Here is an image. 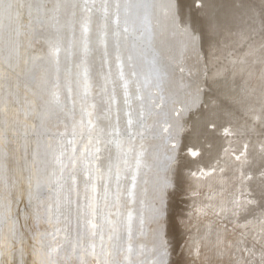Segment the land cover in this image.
<instances>
[{"label":"rangeland","instance_id":"rangeland-1","mask_svg":"<svg viewBox=\"0 0 264 264\" xmlns=\"http://www.w3.org/2000/svg\"><path fill=\"white\" fill-rule=\"evenodd\" d=\"M40 1L42 5V14L40 15L41 17L38 15V12H37L38 10L34 11L33 9L34 12L33 11L31 12L33 15L36 14L35 16L38 17V19L40 18L39 19L40 21L35 20L36 24L34 23V26H33L34 28L36 29L38 28L39 31L44 30L46 26H48L49 23H51V21L54 19V16H56L61 4L62 5L66 4L69 8H71V10L74 9L73 11L75 10L77 12L80 11L79 12V24L80 25H78L79 27L76 28L75 32L78 34L84 31V28H83L84 25L87 26L88 29L89 28L95 29L96 28L95 26H97V28L95 29L96 31L95 30L94 31L95 33L98 34L101 41L99 42L100 44L97 47L89 48V52L92 49L94 50V48H96L97 51L92 50L93 52L91 51V53L88 54L89 56L88 59L87 58H84V60L79 59V61L83 62L84 64H82L78 60H75L74 62H72L71 66L64 68V70L63 68L60 69V72L59 70H56L55 72L56 76H55V73L53 72V74H51L52 76L51 78V76L50 77L48 76V70L45 68L46 66L43 62L46 58H50L52 56L51 49L54 47L53 40L52 39L45 40L44 38L40 37L38 34H34L33 32L29 30L27 31L26 28L28 25L26 24L29 23L27 21V18L25 20L24 19L21 20V25H24V26H22L23 27L21 30L22 32L20 31L19 34L21 35L19 36L21 37L23 35L22 36V38H24L23 44H25V46L27 45L26 50L28 49L27 51L29 53L31 52L32 55L35 54L33 55V59L35 60V62L36 61L37 62L36 63L33 62V64L35 63L36 66L32 64L30 66V67L33 66L32 68L30 67L27 68L31 70L32 72L27 69L23 71L25 75H26L25 73L26 71L29 76L31 75V77L28 78L29 81L27 80L28 83L24 79H23L24 82L21 80V83L17 86L18 88L16 87L17 89L10 91L11 94L10 92L9 93L7 92L6 96L4 97L2 101V104L4 103L3 104L4 106L0 104V108H1L0 112L3 113L2 115H0V118L3 121H5L6 127L7 126L9 127V128H6V130L0 132V135H2L0 136V142H2V144H0V157H1L0 160L6 155L8 156L12 154L15 148L21 149V147L23 148L25 145H29V144L36 145V146L44 145L46 147V150H48V152L47 151L45 152V155H46L45 158L44 156L41 157L42 155L40 154L35 153L36 154L35 155L34 153H31L32 154V155L30 154L31 158L28 156L27 160H25L26 168L28 171H30L31 168L33 169L40 168L39 169L40 176L38 175V179H39L38 188L39 189L34 190V191L32 190L31 194L29 193L27 199L24 198L26 200L23 199L21 201L20 200L17 202L15 201V203H17L16 204L17 207H19L20 205V208L15 207V211H17L19 214L17 212H14V206H15L14 202L12 203L13 205L11 204L10 206H6L0 209L1 210L0 219H2L0 220V224H1L0 226L3 228L2 229L0 227V232H1L0 241L2 240L0 242V245H1L0 246V264H28V263L29 264H35V263L36 264H53V262H55V264H264V187H263L264 186V181H263L264 180V94H263L264 93V22H263L264 21V0H206V1L205 0H171V1L170 0H167V1L166 0H137V2H134L136 0H127L126 2L118 1V0H107V4L109 6L107 9V13H105L104 11L102 12V9L100 7L101 4L104 3V0H97V1L95 0V2L94 0H91V1L88 0L87 3L91 2L89 4V6L92 7V11L90 12L91 14L88 13V11L81 10L82 5L84 4L85 0H79L82 4L79 1L76 3L77 0H59V2L57 0H40ZM110 1H113V2H110ZM3 2H5V0H3ZM69 3L70 4L72 3V4L70 5ZM73 4H75L76 7H73L72 6ZM119 4H122V5H119ZM111 5L113 6V8ZM125 5L127 9L128 7H133V10H130L128 15L126 14L127 16L125 15L122 19L120 18L122 20L121 21L117 16H115V14L117 15L118 11H120L121 8H123ZM226 5L229 7H227ZM98 6L100 7V9ZM110 8H112V10ZM140 9L142 10L140 11ZM131 12H133L132 13L133 15L131 14ZM233 12L235 15L233 14ZM247 13L248 14L250 13V14L248 15ZM146 14L147 15L149 14L148 18L143 16ZM67 15L70 16L71 14H67ZM80 15H82V17ZM94 15H97L96 18L98 20L95 18ZM110 15L112 16L114 15L113 16L114 19H112ZM42 17H45V18H42ZM126 17L130 18L129 19L130 21L128 22L123 21L125 20ZM131 17L133 19H131ZM106 18H109L111 20H108V19L106 20ZM84 19L85 20L87 19L86 20L87 22ZM101 19L104 22L100 21ZM136 19H137V22H136ZM141 20H144V21H141ZM152 20H154V22ZM105 21L107 23H105ZM108 21L110 24L108 23ZM125 23L128 27L125 25ZM153 23H154V26H152ZM39 25L40 27L41 26L43 27H41L40 29ZM105 26H108V27L105 28ZM239 26H241V28ZM80 28L82 29L79 30ZM100 28H102V30H100ZM97 30H99L98 31L99 33L97 32ZM105 32H107V34ZM112 33L113 35L111 36ZM128 35H130V37ZM72 37L74 38V41H72L73 38L70 39L71 42L68 40L69 42L64 47H66L68 44H69L68 46H70L71 44L74 45L75 43H77V36L73 35ZM106 37L107 38L109 37L108 40ZM128 37H129V40H128ZM134 37L136 40L134 39ZM149 37L150 38L152 37V38L150 39ZM111 39H112V42H111ZM117 39L119 40L116 41ZM26 41L28 42V44ZM128 41L130 42V45ZM30 43H31L30 46L32 47L28 46ZM120 43H123V44H120ZM118 44H120L121 46ZM128 46L130 48H128ZM119 47L122 49H120ZM133 47L136 52L133 50ZM127 50L128 51L130 50V51L128 52ZM113 51L117 53L115 54L113 53ZM124 51L125 52L127 51L128 54H131V53L134 54V55L131 54L134 58V61L136 62L134 63L136 64L138 68H140L141 71L144 72V74H147L148 71L151 74L152 70L154 72L155 71L154 69L157 67L156 69L159 70V73L161 75L160 74L150 75L148 73L146 76L147 78H142L141 76L138 77L139 76L138 75L134 79L132 78L129 80L130 83H128L129 86L127 85L128 86L127 89L121 90L120 92L122 93H119V95L121 96L124 93L123 94V96H125L123 97L124 99L126 98L127 95L129 96V93H132L130 96H136L133 94V92L135 91V89H137L135 88L137 85L138 86L141 85L142 79L143 81H146L145 79H147L148 84L150 85L149 86L146 81L147 85L145 84L144 87L149 86L148 89L144 88V90L138 91L137 92L138 98L133 97L134 98L133 99L132 97H130L132 98V101L129 98L126 102L127 105L129 106L127 107L126 105L127 108H125L126 110L125 109L124 110L129 113L130 108H131L132 112L131 111L130 112L134 114L136 113V114L134 115L130 113V115L138 116L137 114H139V116L137 117V121L135 123H131L130 125H128L127 129L126 128L123 129L124 131L123 130L121 132L119 131V133H116V134L109 132L108 134V132H105V129H104L105 128L104 125L106 121L105 117H107V114L105 112L108 111V108L105 107V105H102L101 101L104 98H106L104 95L107 96L108 94L106 88H108V86L110 85L111 83L110 81H112V79L115 78V75L118 74L119 70L122 71V67H123L122 63H116V62L119 60H120L119 62L122 61L121 56ZM96 53L97 54L100 53V54L97 55ZM105 53L107 54V56L105 55ZM36 54H37V57L34 58ZM135 55H137L138 57ZM56 56H52L54 61L56 60L55 58ZM97 56L99 57V59L97 58ZM111 56L114 58H112ZM108 57H111L112 59L111 58L108 59ZM113 59L115 60V62H113L114 61ZM40 60H42V63ZM87 60L90 62L88 63ZM61 61H63V57L61 58ZM74 64H76V66H74ZM88 64L90 65L88 66ZM120 65L122 67H120ZM84 66L86 69L84 68ZM111 66L112 67L114 66V67L112 68ZM107 68L108 69L110 68V69L107 70ZM87 70L90 72H88ZM72 71L74 72L73 74L70 73ZM84 71H86V75L84 74ZM95 71H97L96 72L97 75ZM98 71L99 72L101 71L102 73L101 72L99 73ZM106 71L108 72V74ZM22 73L20 77L22 76ZM33 74H36V75H33ZM72 75L74 77H72ZM78 75L79 77H77ZM153 75L155 78L153 77ZM161 77L162 78L165 77V78L162 79ZM48 78H49V81L47 84L42 83V82H45L46 79ZM108 78H111V79H108ZM156 78H158L159 80L158 79L156 80ZM104 79H107V80H104ZM136 79L138 82L140 81V84H138ZM153 79H155L158 82L154 81ZM4 80L7 82L9 79L7 80L6 78ZM161 80H164V81H161ZM177 80L178 82H176ZM74 81L76 82L74 83ZM150 81H154V82L151 83ZM168 81L170 82L169 84H167ZM86 83H87V87H86ZM159 83L161 84L158 86ZM99 85L101 87H99ZM165 85L166 86L168 85V86L165 87ZM163 87H164V90L166 89L165 91H163ZM69 89H71V91H69ZM160 92H162L163 95ZM126 93L128 94L125 95ZM148 93L150 94L148 95ZM165 93H167L166 96H165ZM23 94H25L24 97H22ZM84 94L85 95L87 94V95L85 96ZM98 94L100 96L103 95V97H100ZM161 95L163 98L161 97ZM57 96L59 98L58 100L56 99ZM24 98H27V100ZM68 98L70 101L68 100ZM100 98H101V101H100ZM10 99L13 102V103L11 102V104L9 102ZM141 99H143L144 103L141 102L142 101ZM133 100L134 102L138 103V105H136L133 102ZM165 100H167V103H165L166 102ZM145 101L147 102V105ZM53 102H55L56 104H52ZM191 102L192 103L194 102V104H191ZM36 104L37 106H35ZM171 104L173 105L171 106ZM92 105H95L94 109L92 108ZM137 106H140V107H137ZM39 107L41 108L45 107L44 108L45 110L44 109L41 110ZM99 108L101 109L99 110ZM5 109H7L8 111ZM30 109H31V112H30ZM37 109L39 110V112L37 111ZM48 109L52 111L48 112L49 111ZM160 110H161V113H160ZM88 111L93 112V116L91 119L93 121L94 126L91 128L88 126V120H89V117L87 116ZM140 111H141L142 116L140 115ZM19 112L22 114H20ZM13 113H15L16 115L18 114V115L16 116ZM24 113L26 114L23 115ZM50 113L52 117L50 116ZM5 114L6 116H4ZM166 117L169 118L170 122L168 118ZM159 118H163L164 120L159 121V120H162ZM205 118L207 119L205 120ZM16 120L18 122L20 120L21 121L18 123ZM143 120L144 122H142ZM242 120H243V123H242ZM9 121L10 122L12 121V122L10 123ZM43 121L45 122V124L40 123ZM82 121L83 123H81ZM143 123L148 127H145ZM138 125H140L141 127ZM151 126H152V129H151ZM173 126H176V127L174 128ZM28 127H31V128H28ZM18 128H21V129H18ZM145 129L148 131H152L153 133L149 132V134L147 135L148 131L146 132ZM44 130L45 132H43ZM156 130H159L160 132H157ZM16 131L19 133H17ZM137 132L139 135H141L140 137L138 136ZM51 133L54 138L52 137ZM104 133H106L105 134L106 137H104ZM122 133H124L125 135L124 134H123L124 136L121 135ZM12 136H15V137H12ZM6 137L7 138L9 137V138L7 139ZM13 139H17V141L15 140L16 141L15 142L13 141ZM41 139H42V143H41ZM98 140H99V143H97ZM68 141H72V144L69 145L67 143ZM115 143H117V145ZM4 144H6V146ZM61 145H63L65 148L69 150L65 152L63 156H60V153H59V151H63V149L61 148ZM110 145L111 147L115 146V149L117 148L116 154H115L116 157H114V160H113L114 164H116L117 162V165L114 166V164L111 163L105 169V165H101V164L99 165V163L98 164L96 163V160H98L97 155H99L98 157L100 158V156H102V153L104 154L107 151V149L111 148ZM12 146L13 148H11ZM72 147H75L74 154L71 153ZM149 147L151 150L149 149ZM97 148H102V149H99L100 150L99 154L98 152H96ZM104 148H105V151H104ZM119 149L122 153L119 152ZM91 151L93 152V154ZM153 152H155L156 155ZM157 152L159 153V155ZM171 155L172 156L174 155V156L172 157ZM70 156H71V159H70ZM58 157L60 158L62 157V159L59 158L60 162L62 161V164L54 161V160H57ZM116 158H118V160ZM73 159L76 160L74 172H73V164H72ZM35 161L37 162L35 163ZM48 161L50 163H48ZM84 162H88L87 168H85ZM30 163L32 166L30 165ZM111 165L113 166L111 167ZM160 165L162 167H160ZM142 166H146L147 169ZM93 167L95 169L99 168L100 172L97 173ZM44 168L46 169L45 171H44ZM52 168H53V171H52ZM61 168H63V172H61ZM103 170L105 171L107 170V171L105 172ZM114 170H116V173ZM131 170L133 172L134 170L136 171L134 172V175L131 174ZM78 171L80 172L88 171V173L91 174L90 176L98 177L97 180H95V192L94 193L91 189V184H89V188L87 190L85 188V185H83L85 184V182H78L76 179V183L73 184L71 176L73 174L79 175L80 172L78 173ZM111 171L113 173H111ZM140 172L141 173L143 172V173L141 174ZM49 173L50 174L52 173V175L54 176L50 175ZM117 173H119L120 176L117 175ZM109 174L110 175L113 174L114 177L118 179L117 180L118 184L115 188L116 192L114 191V195L112 198H109V196L105 195V185H107V189L109 187V181H108ZM78 175L76 177H78ZM125 175L128 177H126ZM132 175H133V178H131ZM0 176L2 177V173H0ZM129 176H130V179H129ZM123 177L124 179H122ZM10 179L12 182L16 183V179L14 178V176H11ZM103 179L106 181H104ZM136 179H138L139 181ZM52 180H53V183H52ZM57 180L59 181L60 186L58 183H56ZM63 180H65V182ZM131 180H133L132 181L133 184ZM69 181L70 183L72 182V186L69 187L70 191L69 189L65 190L64 188L65 185ZM120 182L122 183V185H120L121 184ZM64 183L65 185H63ZM0 185H1L0 186L1 187L0 188V201H2L3 199H5V197L7 198V193H9L7 191L14 189L15 186L11 183H6V181L1 182ZM11 185L13 186L11 187ZM24 185H23L24 186L23 188H25V190H28L30 187L29 186L30 184L26 183ZM46 187L47 189H45ZM61 188H63L64 190ZM54 189L55 191L53 192L55 193L53 194L51 190H54ZM60 189L62 192L60 191ZM56 192H57V196H56ZM58 192H61V194H59ZM71 193L74 195L73 196L74 198L72 197ZM65 194H69V196L72 197L75 202L74 208H73L75 218L73 222H71L72 225L71 223L66 225V223L63 221V219L60 216L59 218H57L58 210L56 209V207L58 208L61 205ZM96 195H98L99 197ZM78 197L79 199H77ZM30 199L32 201H30ZM90 203L95 209L94 212L91 211L90 209L88 210L85 209V205H88ZM235 204L237 205L234 206ZM19 209L20 211H18ZM52 209L56 212V214ZM7 211H9L10 213ZM78 211L80 212V214ZM95 213L97 215H95ZM10 216L14 220H12ZM52 216H53V219H52ZM9 217L10 219H8ZM5 219H7L8 221ZM16 219L17 221H15ZM106 220L108 222H106ZM83 221L85 222L84 227L85 228L87 227L86 229L81 225V223L83 224ZM15 224L17 226H15ZM77 224L78 225L80 224V225L78 226ZM90 224H92L93 226H91ZM70 225L72 227H70ZM18 227H21V228H18ZM28 228L30 229V231L28 230ZM101 228L103 229V231L101 230ZM9 229L12 232L8 231ZM89 229H90V234L88 233ZM5 231H7L10 234L4 233ZM131 232L133 234H131ZM12 235L14 236L12 237ZM111 235L113 237H111ZM10 236L11 238H9ZM120 236L122 237V240H120L121 238ZM4 237L8 240H5ZM66 238L68 239L65 241L64 239ZM11 239H14V240L11 241ZM102 239L104 240V243L106 241L105 244L103 243ZM5 241H9V243L11 242L13 243H11L10 245L8 242L5 243ZM20 242L23 245V247L21 244H19ZM90 242H92L93 247H92V244H89ZM116 242L119 243V245L116 244ZM82 243L84 246H82ZM65 244H67L66 245L67 247L65 246ZM77 246H79L81 250L84 249L85 252L83 250L84 252L83 253L80 250V248ZM32 247H34L35 249L34 248L32 249ZM16 248H17V251H16ZM76 248H77V251H76ZM96 248L97 250H95ZM99 248H100V251H99ZM39 249L42 251L40 252ZM53 249H55L56 252L53 251ZM68 249H70L71 251L73 250V251L70 252V250ZM23 250L25 253L23 252ZM36 251L37 253H34ZM31 254H32V257L30 256ZM25 255L26 257H23ZM40 255H43V256H40ZM21 256L22 258H20Z\"/></svg>","mask_w":264,"mask_h":264},{"label":"bare ground","instance_id":"bare-ground-1","mask_svg":"<svg viewBox=\"0 0 264 264\" xmlns=\"http://www.w3.org/2000/svg\"><path fill=\"white\" fill-rule=\"evenodd\" d=\"M58 2H59V0H57ZM79 0H77L76 1V3L78 2ZM88 1V0H87ZM91 1V0H90ZM97 1V0H96ZM118 1H127V0H118ZM167 1V0H166ZM171 1V0H170ZM206 1V0H205ZM41 1L40 0H5V2H3V4H0V104L1 105H3L2 104V101H3V99H4V97L6 96V94H7V92L9 93L10 91H13L14 89H17L18 87V85L21 83V80L24 82V80L25 81H27L28 80V78L29 77H31V75L29 76L28 74H27V71L25 72L26 73V75L24 74V70L25 69H27L28 67H30L32 64H33V62H35V60L33 59V55H35V54H33L32 55V53L30 54L27 50H26V46H25V44H23V39L24 38H22V36L20 37L19 35H21V34H19L20 33V31L22 30V26H24V25H21V20L22 19H26L27 18V21L29 22V23H27L26 25H28L27 26V31L29 30V31H31V32H33L34 34H38L40 37H42V38H44L45 40H48V39H52L53 40V43H54V47H58L59 48V52H58V54H57V56L55 57L56 58V60L54 61V59H53V55L50 57V58H46L45 60H44V64H45V68L48 70V76L50 77L51 76V74H53V72L55 73L56 72V70H59V72H60V69L61 68H63V70H64V68H67V67H69V66H71V64H72V62H74L75 60H78L79 61V59L80 60H84V58H87L88 59V54H90L91 53V51L93 50H91L90 52H89V48L90 47H97L100 43V37L98 36V34L97 33H95V29L97 28V26H95L94 28L95 29H93V28H89L88 29V31H87V33H85L84 31H82V32H80V33H76L75 31H76V28H78L79 26L78 25H80L79 24V12L80 11H73L74 9H72L71 10V8H69L66 4H61V6L59 7V9H58V12H57V14H56V16H54V19L51 21V23H49V25L48 26H46V28L44 29V30H42V31H39L38 30V28L36 29V28H34L33 26H34V23L36 24V22H35V20H39L38 19V17H36L35 15L36 14H32L31 12L33 11V9H34V11L36 10H38L37 12H38V15L40 16L41 14H42V7H37V5H41V3H40ZM62 2H64V1H62ZM73 2H75V1H73ZM80 2V1H79ZM94 2H95V0H94ZM101 2H103V1H101ZM110 2H113V1H110ZM134 2H137V0L136 1H134ZM239 2V1H238ZM9 3H12V7H7V5L9 4ZM61 3V2H60ZM59 3V4H60ZM81 3V2H80ZM91 3V2H90ZM90 3H88V4H90ZM93 3V2H92ZM98 3V2H97ZM128 3V2H127ZM131 3V2H130ZM70 4V3H69ZM72 4V3H71ZM70 4V5H71ZM82 4V3H81ZM100 4V3H99ZM114 4V3H113ZM141 4V3H140ZM148 4V3H147ZM150 4V3H149ZM153 4V3H152ZM228 4V3H227ZM18 5H24L23 7H20V6H18ZM28 5H31V7H29ZM117 5V4H116ZM115 5V6H116ZM119 5H122V4H119ZM123 5H124V3H123ZM129 5V4H128ZM244 5V4H243ZM257 5V4H256ZM112 6V5H111ZM134 6V5H133ZM141 6V5H140ZM140 6H138V7H140ZM145 6H147V5H145ZM170 6V5H169ZM227 6V5H226ZM99 7V6H98ZM109 7V6H108ZM117 7V6H116ZM119 7V6H118ZM143 7H144V5H143ZM227 7H229V6H227ZM78 8V7H77ZM76 8V9H77ZM92 8V7H91ZM112 8H113V6H112ZM112 8H110L111 10H112ZM135 8H136V6H135ZM154 8V7H153ZM170 8V7H169ZM202 8V7H201ZM240 8V7H239ZM252 8V7H251ZM44 9V8H43ZM99 9H100V7H99ZM117 9H119V8H117ZM116 9V10H117ZM143 9V8H142ZM142 9H140V11L142 10ZM254 9V8H253ZM256 9V8H255ZM263 9V8H262ZM46 10V9H45ZM80 10V9H79ZM82 10V9H81ZM94 10V9H93ZM97 10V9H96ZM114 10V9H113ZM130 10H133V7H128V9L126 8V5L123 7V8H121V10L120 11H118V13H117V15L115 14V16H117L119 19L121 18H123L126 14L128 15V13L130 12ZM150 10V9H149ZM153 10V9H152ZM186 10V9H185ZM231 10V9H230ZM33 11V12H34ZM71 11V12H70ZM72 11H73V13H72ZM110 11V10H109ZM257 11V10H256ZM46 12V11H45ZM82 12V11H81ZM85 12V11H84ZM96 12V11H95ZM102 12H103V10H102ZM135 12V11H134ZM147 12V11H146ZM228 12V11H227ZM231 12V11H230ZM238 12V11H237ZM254 12V11H253ZM262 12V11H261ZM56 13V12H55ZM88 13H90V12H88ZM93 13V12H92ZM99 13V12H98ZM97 13V14H98ZM100 13H101V11H100ZM109 13V12H108ZM112 13V12H111ZM110 13V14H111ZM116 13V12H115ZM133 12H131V14H132ZM136 13V12H135ZM149 13V12H148ZM173 13V12H172ZM242 13V12H241ZM246 13V12H245ZM54 14V13H53ZM52 14V15H53ZM67 14H71L70 16H68ZM85 14V13H84ZM91 14V13H90ZM95 14V13H94ZM159 14V13H158ZM233 14H234V12H233ZM243 14V13H242ZM248 14V13H247ZM250 14V13H249ZM248 14V15H249ZM45 15H46V13H45ZM49 15V14H48ZM100 15V14H99ZM98 15V16H99ZM126 15V16H127ZM133 15V14H132ZM138 15V14H137ZM147 15V14H146ZM146 15H143V16H145V17H147L148 18V16H149V14L146 16ZM235 15V14H234ZM237 15V14H236ZM81 17H82V15H80ZM95 16V18H96V16L97 15H94ZM105 16V15H104ZM111 17H112V19H114L113 18V16L112 15H110ZM130 16V15H129ZM136 16V15H135ZM140 16V15H139ZM142 16V17H143ZM230 16H232V15H230ZM241 16V15H240ZM239 16V17H240ZM41 17V16H40ZM51 17V16H50ZM83 17H84V15H83ZM109 17V16H108ZM117 17H116V19H117ZM133 17V16H132ZM131 17V19H133ZM229 17V16H228ZM251 17V16H250ZM263 17V16H262ZM42 18H45V17H42ZM41 18V19H42ZM47 18V17H46ZM68 18V19H67ZM88 18V17H87ZM154 18V17H153ZM257 18V17H256ZM97 19V18H96ZM105 19V18H104ZM103 19V20H104ZM111 20V19H109V18H106V20ZM120 19V20H121ZM130 18H128V17H126L125 18V20H123V21H126V22H128V21H130L129 20ZM150 19V18H149ZM164 19V18H163ZM48 20H49V18H48ZM85 20V19H84ZM83 20V21H84ZM87 20V19H86ZM85 20V21H86ZM93 20V19H92ZM98 20V19H97ZM145 20H147V19H145ZM171 20H172V18H171ZM219 20V19H218ZM237 20V19H236ZM240 20V19H239ZM40 21V20H39ZM81 21H82V19H81ZM89 21V20H88ZM100 21H102V19L100 20ZM113 21V20H112ZM115 21H117V20H115ZM122 21V20H121ZM141 21H144V20H141ZM153 22H154V20H152ZM48 22V21H47ZM87 22V21H86ZM90 22V21H89ZM94 22H96V21H94ZM102 22H104V21H102ZM101 22V23H102ZM120 22V21H119ZM118 22V23H119ZM132 22V21H131ZM136 22H137V19H136ZM147 22V21H146ZM170 22V21H169ZM264 22V21H263ZM46 23V22H45ZM92 23V22H91ZM90 23V24H91ZM98 23V22H97ZM96 23V24H97ZM100 23V22H99ZM105 23H107L106 21H105ZM108 23H109V21H108ZM114 23V22H113ZM122 23V22H121ZM133 23H134V21H133ZM151 23V22H150ZM214 23V22H213ZM236 23V22H235ZM238 23V22H237ZM250 23V22H249ZM254 23V22H253ZM22 24H24V23H22ZM83 24V23H82ZM87 24V23H86ZM95 24V23H94ZM110 24V23H109ZM123 24V23H122ZM131 24V23H130ZM139 24V23H138ZM142 24V23H141ZM233 24H234V22H233ZM32 25V26H31ZM92 25V24H91ZM118 25V24H117ZM116 25V26H117ZM125 25H126V23H125ZM188 25V24H187ZM242 25V24H241ZM247 25V24H246ZM249 25V24H248ZM99 26V25H98ZM101 26V25H100ZM109 26V25H108ZM108 26H105V28L106 27H108ZM113 26V25H112ZM127 26V25H126ZM151 26V25H150ZM152 26H154V23L152 24ZM226 26V25H225ZM256 26V25H255ZM39 27H40V25H39ZM41 27H43V26H41ZM41 27H40V29H41ZM81 27H82V25H81ZM85 27V25L83 26V28ZM125 27V26H124ZM128 27V26H127ZM126 27V28H127ZM141 27V26H140ZM146 27V26H145ZM167 27V26H166ZM169 27V26H168ZM173 27V26H172ZM189 27V26H188ZM191 27V26H190ZM228 27V26H227ZM240 28H241V26H239ZM25 28V27H24ZM104 28V27H103ZM122 28V27H121ZM132 28H133V26H132ZM149 28V27H148ZM82 28H80L79 30H81ZM99 29V28H98ZM109 29V28H108ZM113 29V28H112ZM123 29V28H122ZM139 29V28H138ZM147 29V28H146ZM167 29V28H166ZM178 29V28H177ZM226 29H228V28H226ZM236 29V28H235ZM244 29V28H243ZM95 30V31H94ZM100 30H102V28H100ZM104 30V29H103ZM107 30V29H106ZM110 30V29H109ZM126 30V29H125ZM124 30V31H125ZM133 30V29H132ZM131 30V31H132ZM142 30V29H141ZM153 30H154V28H153ZM179 30V29H178ZM247 30V29H246ZM24 31V30H23ZM99 30H97V32H98ZM120 31V30H119ZM136 31V30H135ZM139 31V30H138ZM137 31V32H138ZM156 31V30H155ZM155 31H154V33H155ZM190 31V30H189ZM188 31V32H189ZM218 31H220V30H218ZM233 31V30H232ZM22 32V31H21ZM30 32V33H31ZM104 32V31H103ZM111 32V31H110ZM175 32V31H174ZM181 32V31H180ZM224 32V31H223ZM223 32H222V34H223ZM237 32H239V31H237ZM261 32H262V30H261ZM23 33H25V32H23ZM99 33V32H98ZM106 34H107V32H105ZM131 33V32H130ZM133 33V32H132ZM139 33V32H138ZM140 33H141V31H140ZM146 33H148V32H146ZM179 33V32H178ZM246 33V32H245ZM254 33V32H253ZM32 34V33H31ZM30 34V35H31ZM105 34V35H106ZM121 34V33H120ZM134 34V33H133ZM132 34V35H133ZM143 34V33H142ZM256 34V33H255ZM73 35H76L77 36V43H75L74 45L73 44H71L70 46H66V47H64L69 41L71 42V40L70 39H72L73 37ZM104 35V34H103ZM109 35V34H108ZM113 35V33L111 34V36ZM118 35V34H117ZM122 35V34H121ZM138 35H140V34H138ZM261 35V34H260ZM259 35V36H260ZM102 36V35H101ZM110 36V35H109ZM116 36V35H115ZM125 36H126V34H125ZM129 37H130V35H128ZM134 36V35H133ZM143 36V35H142ZM155 36V35H154ZM224 36V35H223ZM234 36H235V34H234ZM247 36V35H246ZM27 37V36H26ZM71 37V38H70ZM104 37V36H103ZM129 37H128V40H129ZM136 37V36H135ZM135 37H134V39H135ZM197 37V36H196ZM212 37V36H211ZM22 38V39H21ZM31 38V37H30ZM35 38V37H34ZM105 38V37H104ZM107 38V37H106ZM109 38V37H108ZM108 38H107V40H108ZM115 38V37H114ZM148 38V37H147ZM150 38V37H149ZM152 38V37H151ZM150 38V39H151ZM154 38V37H153ZM248 38V37H247ZM37 39V38H36ZM56 39V40H55ZM76 39V38H75ZM120 39H122V38H120ZM126 39V38H125ZM125 39H124V41H125ZM133 39V38H132ZM145 39V38H144ZM150 39H148V40H150ZM157 39H159V38H157ZM224 39V38H223ZM226 39V38H225ZM30 40H32V39H30ZM30 40H29V42H30ZM69 40V41H68ZM119 39H117L116 41H118ZM131 40V39H130ZM136 40V39H135ZM142 40V39H141ZM238 40V39H237ZM72 41H74V38H73V40ZM115 41V40H114ZM139 41V40H138ZM177 41V40H176ZM185 41V40H184ZM250 41V40H249ZM255 41H257V40H255ZM27 42V41H26ZM105 42V41H104ZM111 42H112V39H111ZM121 42V41H120ZM126 42H127V40H126ZM132 42H134V41H132ZM143 42V41H142ZM141 42V43H142ZM154 42V41H153ZM152 42V43H153ZM186 42V41H185ZM223 42V41H222ZM248 42V41H247ZM259 42V41H258ZM24 43H25V41H24ZM118 43V42H117ZM125 43V42H124ZM128 43H129V45H130V42L128 41ZM136 43V42H135ZM150 43V42H149ZM165 43V42H164ZM246 43V42H245ZM244 43V44H245ZM27 44H28V42H27ZM120 44H123V43H120ZM120 44H118V45H120ZM137 44V43H136ZM156 44V43H155ZM167 44V43H166ZM248 44V43H247ZM31 45V43L28 45V46H30ZM117 45V46H118ZM126 45H127V43H126ZM134 45V44H133ZM138 45V44H137ZM252 45V44H251ZM111 46H112V44H111ZM121 46V45H120ZM147 46V45H146ZM230 46V45H229ZM248 46H250V45H248ZM256 46V45H255ZM30 47H32V46H30ZM116 47V46H115ZM126 47V46H125ZM137 47V46H136ZM141 47V46H140ZM144 47H145V45H144ZM163 47V46H162ZM161 47V48H162ZM120 48V47H119ZM128 48H130L129 46H128ZM132 48V47H131ZM147 48V47H146ZM186 48V47H185ZM249 48V47H248ZM256 48V47H255ZM263 48V47H262ZM30 49V48H29ZM109 49V48H108ZM115 49V48H114ZM120 49H122V48H120ZM94 50H96L97 51V49L96 48H94ZM93 50V51H94ZM133 50H134V47H133ZM92 51V52H93ZM107 51V50H106ZM110 51V50H109ZM118 51V50H117ZM120 51V50H119ZM128 51V50H127ZM123 52L122 53V56H121V59H122V61L121 62H119V61H117L116 63H122V65H123V67L120 65V67H122V71L121 70H119L118 71V74L117 75H115V78L114 79H112V81H110L111 83H110V85L108 86V88H106L107 89V96L106 95H104L106 98H104L102 101H101V98H100V101H101V103H102V105H105V107H107L108 108V111L107 112H105L106 114H107V117H105L106 119V121H105V125H104V129H105V132H108V134H109V132H111V133H119V131L121 132L123 129H127L128 128V125H130L129 124V120H131V123H135L136 121H137V117L139 116V114H137L138 116H134L135 114L134 113H131L132 111H131V108H130V111H129V113L128 112H126L125 110V108H127L129 105H127V100L130 98V97H137L138 95H137V92L138 91H142V90H144V88H147L148 89V87L150 86L149 84H148V81H147V79H145L146 81H147V84L149 85L148 87H144V85L146 84V81H143V79L141 80L142 82H141V85L140 86H136L135 87V85H134V87L135 88H137V89H135V91L133 92V94L134 95H136V96H130L132 93H129V96L127 95V94H125V95H127L126 96V98L124 99L123 97H125V96H123V94H122V96L121 95H119V93H122V92H120L121 90H124V89H127V87L129 86L128 85V83H130L129 82V80L130 79H134L135 77H137L138 75V77H142V78H147L146 76H147V74L149 73V71H148V73L147 74H144V72L143 71H141L140 70V68H138L137 66H136V62L134 61V58H133V56L131 55V54H133V53H131V54H128V52L130 51H128V52ZM135 51V50H134ZM140 51V50H139ZM154 51V50H153ZM131 52H133V51H131ZM136 52V51H135ZM149 52H150V50H149ZM157 52V51H156ZM170 52V51H169ZM102 53V52H101ZM107 53V52H106ZM105 53V55L107 56V54ZM112 53V52H111ZM113 53H115L114 51H113ZM117 53V52H116ZM115 53V54H116ZM119 53H121V52H119ZM118 53V54H119ZM138 53V52H137ZM141 53H143V52H141ZM246 53V52H245ZM250 53V52H249ZM256 53V52H255ZM97 54V53H96ZM100 54V53H99ZM99 54H97V55H99ZM108 54H109V52H108ZM118 54H117V56H118ZM139 54V53H138ZM137 54V55H138ZM153 54H154V52H153ZM156 54V53H155ZM163 54V53H162ZM168 54V53H167ZM104 55V56H105ZM113 55V54H112ZM134 55V54H133ZM137 55H135V56H137ZM158 55V54H157ZM166 55V54H165ZM198 55H200V54H198ZM207 55V54H206ZM263 55V54H262ZM110 56V55H109ZM114 56V55H113ZM187 56V55H186ZM202 56V55H201ZM248 56V55H247ZM35 57H37V54H36V56H34V58ZM63 57V61H61V58ZM93 57V56H92ZM94 57H95V55H94ZM112 57V56H111ZM111 57H108V59L109 58H111ZM138 57V56H137ZM139 57H141V56H139ZM204 57V56H203ZM91 58V57H90ZM97 58L99 59V57L97 56ZM102 58V57H101ZM100 58V59H101ZM112 58H114V57H112ZM111 58V59H112ZM119 58V57H118ZM41 59V58H40ZM94 59V58H93ZM98 59H96V60H98ZM105 59V58H104ZM138 59V58H137ZM146 59V58H145ZM149 59H151V58H149ZM155 59V58H154ZM176 59H178V58H176ZM34 60V61H33ZM92 60V59H91ZM107 60V59H106ZM114 60V59H113ZM112 60V61H113ZM147 60V59H146ZM156 60V59H155ZM162 60V59H161ZM246 60V59H245ZM41 61V63H42V60H40ZM105 61V60H104ZM110 61V60H109ZM141 61V60H140ZM144 61V60H143ZM37 62V61H36ZM35 62V63H36ZM79 62H81V61H79ZM85 62V61H84ZM87 62L89 63L90 61H88L87 60ZM97 62V61H96ZM103 62V61H102ZM107 62V61H106ZM113 62H115V60L113 61ZM135 62V63H134ZM137 62H138V60H137ZM173 62V61H172ZM261 62V61H260ZM35 63L33 64V65H35ZM39 63V62H38ZM78 63V62H77ZM82 64H84L83 62H81ZM92 63H94V62H92ZM101 63V62H100ZM109 63V62H108ZM140 63V62H139ZM138 63V64H139ZM147 63V62H146ZM148 63H149V61H148ZM152 63V62H151ZM91 64V63H90ZM90 64H88V66L90 65ZM102 64H104V63H102ZM112 64V63H111ZM156 64V63H155ZM161 64V63H160ZM159 64V65H160ZM173 64V63H172ZM80 65V64H79ZM98 65V64H97ZM105 65H107V64H105ZM105 65H103V66H105ZM116 65V64H115ZM145 65V64H144ZM152 65H154V64H152ZM196 65V64H195ZM203 65V64H202ZM245 65V64H244ZM36 66V65H35ZM34 66V67H35ZM74 66H76V64H74ZM81 66V65H80ZM93 66V65H92ZM102 66V67H103ZM110 66V65H109ZM108 66V67H109ZM139 66H141V65H139ZM142 66H143V64H142ZM146 66V65H145ZM150 66H151V64H150ZM156 66V65H155ZM161 66V65H160ZM185 66V65H184ZM228 66V65H227ZM256 66V65H255ZM33 67V66H32ZM32 67H30V68H32ZM37 67H38V65H37ZM98 67V66H97ZM107 67V66H106ZM112 67V66H111ZM114 67V66H113ZM112 67V68H113ZM116 67V66H115ZM117 67H119V66H117ZM84 68H85V66H84ZM94 68H96V67H94ZM111 68V69H112ZM142 68V67H141ZM153 68V67H152ZM157 68V67H156ZM154 69L155 71L153 72V70H152V72H151V74L150 75H152V74H160L159 73V70H157V69ZM163 68V67H162ZM161 68V69H162ZM196 68V67H195ZM75 69V68H74ZM73 69V70H74ZM86 69V68H85ZM88 69V68H87ZM102 69V68H101ZM110 69V68H109ZM108 68H107V70H109ZM121 69V68H120ZM164 69V68H163ZM172 69H173V67H172ZM230 69V68H229ZM252 69V68H251ZM254 69V68H253ZM27 70H29V69H27ZM33 70V69H32ZM62 70V71H63ZM94 70V69H93ZM103 70H104V68H103ZM106 70V69H105ZM113 70V69H112ZM143 70V69H142ZM147 70H148V68H147ZM146 70V71H147ZM176 70V69H175ZM29 71H31V70H29ZM66 71V70H65ZM71 71V70H70ZM88 71V70H87ZM117 71V70H116ZM123 71H124V73H123ZM23 72V73H22ZM32 72V71H31ZM58 72V73H59ZM88 72H90V71H88ZM93 72V71H92ZM97 71H95V73H96ZM99 72V71H98ZM101 72V71H100ZM99 72V73H100ZM107 72V71H106ZM163 72V71H162ZM161 72V73H162ZM236 72V71H235ZM21 73H22V76L20 77V75H21ZM34 73V72H33ZM35 73H36V71H35ZM66 73V72H65ZM69 73V72H68ZM70 73H74L73 71L72 72H70ZM102 73V72H101ZM121 73H123V77H121ZM165 73V72H164ZM217 73V72H216ZM234 73V72H233ZM255 73V72H254ZM64 74V73H63ZM84 74H86V71H84ZM103 74H104V72H103ZM107 74H108V72H107ZM112 74V73H111ZM114 74V73H113ZM116 74V73H115ZM173 74V73H172ZM33 75H36V74H33ZM32 75V76H33ZM75 75V74H74ZM96 75H97V73H96ZM161 75V74H160ZM54 76V75H53ZM55 76H56V73H55ZM59 76H60V74H59ZM64 76V75H63ZM66 76V75H65ZM83 76V75H82ZM101 76V75H100ZM100 76H98V77H100ZM149 76V75H148ZM156 76V75H155ZM158 76V75H157ZM163 76H164V74H163ZM206 76V75H205ZM244 76V75H243ZM72 77H74L73 75H72ZM76 77V76H75ZM77 77H79V75L77 76ZM119 77V78H118ZM153 77H154V75H153ZM233 77V76H232ZM258 77V76H257ZM7 78V82L4 80V79H6ZM20 80H19V79ZM51 78H52V76H51ZM82 78V77H81ZM102 78V77H101ZM103 78H104V76H103ZM107 78V77H106ZM155 78V77H154ZM162 78V77H161ZM163 78H165V77H163ZM162 78V79H163ZM172 78V77H171ZM208 78V77H207ZM221 78V77H220ZM24 79V80H23ZM35 79V78H34ZM75 79V78H74ZM73 79V80H74ZM78 79V78H77ZM98 79V78H97ZM108 79H111V78H108ZM138 79V78H137ZM137 79H136V81H137ZM141 79V78H140ZM158 78H156V80H157ZM231 79V78H230ZM239 79V78H238ZM55 80V79H54ZM57 80V79H56ZM65 80V79H64ZM67 80V79H66ZM104 80H107V79H104ZM103 80V81H104ZM151 80H152V78H151ZM154 81H156L155 79H153ZM159 80V79H158ZM181 80H182V78H181ZM213 80V79H212ZM29 81V80H28ZM28 81H27V83H28ZM32 81H33V79H32ZM48 81H49V78L48 79H46V81L45 82H42V83H48ZM102 81V82H103ZM109 81V80H108ZM107 81V82H108ZM135 81V80H134ZM134 81H132V82H134ZM135 81V82H136ZM154 81H150L151 83L152 82H154ZM161 81H164V80H161ZM160 81V82H161ZM232 81V80H231ZM35 82V81H34ZM51 82H52V80H51ZM76 81H74V83H75ZM138 82V81H137ZM136 82V83H137ZM149 82V83H150ZM156 82H158V81H156ZM167 82V81H166ZM174 82V81H173ZM176 82H178V80L176 81ZM99 83H100V81H99ZM106 83V82H105ZM163 83V82H162ZM170 82L168 81V83L167 84H169ZM223 83V82H222ZM25 84V83H24ZM57 84V83H56ZM98 84V83H97ZM135 84V83H134ZM138 84H140V81L138 82ZM146 84V85H147ZM161 83H159L158 84V86L160 85ZM165 84V83H164ZM218 84V83H217ZM224 84V83H223ZM222 84V85H223ZM245 84V83H244ZM26 85V84H25ZM24 85V86H25ZM28 85V84H27ZM103 85H104V83H103ZM107 85V84H106ZM128 85V86H127ZM154 85V84H153ZM177 85V84H176ZM193 85V84H192ZM131 86H132V84H131ZM168 86V85H167ZM166 85H165V87H167ZM183 86V85H182ZM187 86V85H186ZM253 86V85H252ZM17 87V88H16ZM29 87V86H28ZM67 87V86H66ZM99 87H101L100 85H99ZM106 87V86H105ZM126 87V88H125ZM154 88V87H153ZM196 88V87H195ZM253 88V87H252ZM24 89V88H23ZM31 89V88H30ZM29 89V90H30ZM52 89V88H51ZM102 89V88H101ZM129 89V88H128ZM147 89H146V91H147ZM155 89H156V87H155ZM157 89H158V87H157ZM28 90V89H27ZM131 90V89H130ZM162 90V89H161ZM166 90V89H165ZM164 90V87H163V91H165ZM174 90V89H173ZM199 90V89H198ZM21 91V90H20ZM52 91V90H51ZM84 91H85V89H84ZM101 91V90H100ZM149 91V90H148ZM168 91V90H167ZM230 91V90H229ZM249 91V90H248ZM260 91V90H259ZM24 92H25V90H24ZM102 92V91H101ZM106 92V91H105ZM129 92V91H128ZM145 92V91H144ZM152 92V91H151ZM171 92V91H170ZM176 92V91H175ZM183 92V91H182ZM232 92H233V90H232ZM231 92V93H232ZM254 92V91H253ZM14 93H15V91H14ZM17 93V92H16ZM22 93V92H21ZM29 93V92H28ZM88 93V92H87ZM103 93H104V91H103ZM155 93H156V91H155ZM157 93H158V91H157ZM162 95H163V93L162 92H160ZM159 93V94H160ZM169 93V92H168ZM222 93H223V91H222ZM250 93V92H249ZM10 94H11V92H10ZM9 94V95H10ZM26 94H27V92H26ZM90 94V93H89ZM142 94V93H141ZM145 94H147V93H145ZM150 93H148V95H149ZM176 94V93H175ZM264 94V93H263ZM24 95L25 94H23V96L22 97H24ZM28 95H30V94H28ZM69 95V94H68ZM85 95V94H84ZM87 95V94H86ZM85 95V96H86ZM99 95V94H98ZM140 95V94H139ZM152 95V94H151ZM156 95H158V94H156ZM162 95H161V97H162ZM167 95V93H165V96ZM171 95V94H170ZM181 95V94H180ZM184 95H186V94H184ZM221 95V94H220ZM248 95V94H247ZM8 96V95H7ZM13 96V95H12ZM11 96V97H12ZM17 96V95H16ZM21 96V95H20ZM27 96V95H26ZM91 96V95H90ZM96 96V95H95ZM100 96V95H99ZM98 96V97H99ZM117 96V97H116ZM145 96V95H144ZM154 96V95H153ZM231 96V95H230ZM257 96H258V94H257ZM262 96V95H261ZM10 97V98H11ZM28 97V96H27ZM32 97V96H31ZM55 97V96H54ZM69 97H71V96H69ZM84 97V96H83ZM97 97V98H98ZM100 97H103V95L102 96H100ZM143 97V96H142ZM151 97V96H150ZM149 97V98H150ZM156 97V96H155ZM160 97V98H161ZM174 97V96H173ZM183 97H185V96H183ZM9 98V97H8ZM85 98V97H84ZM87 98V97H86ZM94 98V97H93ZM96 98V97H95ZM132 98H130V100L132 101ZM138 98V97H137ZM141 98V97H140ZM147 98V97H146ZM148 98V99H149ZM157 98H158V96H157ZM163 98V97H162ZM164 98H166V97H164ZM180 98V97H179ZM246 98V97H245ZM263 98V97H262ZM16 99V98H15ZM24 99H26L27 100V98H24ZM55 99V98H54ZM134 99V98H133ZM136 99V98H135ZM156 99V98H155ZM154 99V100H155ZM194 99H195V97H194ZM249 99V98H248ZM14 100V99H13ZM26 100H25V102H26ZM34 100V99H33ZM37 100V99H36ZM68 100H69V98H68ZM139 100V99H138ZM142 101L141 102H143V99H141ZM147 100V99H146ZM153 100V101H154ZM158 100V99H157ZM156 100V101H157ZM163 100V99H162ZM170 100V99H169ZM174 100H175V98H174ZM181 100V99H180ZM54 101V100H53ZM70 101V100H69ZM93 101H95V100H93ZM100 101H99V103H100ZM152 101V102H153ZM164 101V100H163ZM166 102L165 103H167V100H165ZM178 101V100H177ZM242 101V100H241ZM9 102H10V104H11V99L9 100ZM25 102H23V103H25ZM36 102V101H35ZM97 102V101H96ZM133 102H134V100H133ZM138 102V101H137ZM140 102V101H139ZM140 102V103H141ZM146 102V101H145ZM149 102V101H148ZM160 102V101H159ZM169 102V101H168ZM171 102V101H170ZM180 102V101H179ZM195 102V101H194ZM194 102L192 103L191 102V104H194ZM6 103V102H5ZM13 103V102H12ZM21 103V102H20ZM99 103H97V104H99ZM126 103V104H125ZM131 103V102H130ZM136 105H138V103H136V102H134ZM133 103V104H134ZM144 103V102H143ZM161 103H162V101H161ZM233 103V102H232ZM244 103V102H243ZM27 104V103H26ZM25 104V105H26ZM52 104H56L55 102H53ZM158 104V103H157ZM170 104V103H169ZM196 104H197V102H196ZM218 104V103H217ZM241 104V103H240ZM14 105V104H13ZM51 105V104H50ZM126 105H127V107H126ZM132 105V104H131ZM141 105V104H140ZM142 105H144V104H142ZM146 105H147V102H146ZM150 105V104H149ZM173 104H171V106H172ZM228 105V104H227ZM4 106V105H3ZM35 106H37V104L35 105ZM242 106V105H241ZM251 106V105H250ZM255 106V105H254ZM9 107H11V106H9ZM14 107V106H13ZM18 107V106H17ZM30 107V106H29ZM49 107V106H48ZM103 107V106H102ZM136 107V106H135ZM137 107H140V106H137ZM144 107V106H143ZM148 107V106H147ZM147 107H145V108H147ZM193 107H195V106H193ZM197 107V106H196ZM8 108V107H7ZM22 108V107H21ZM26 108V107H25ZM24 108V109H25ZM41 110L42 109H44L45 107H39ZM52 108H53V106H52ZM57 108H59V107H57ZM153 108V107H152ZM151 108V109H152ZM1 109V108H0ZM15 109H16V107H15ZM20 109V108H19ZM28 109V108H27ZM50 109H51V107H50ZM55 109V108H54ZM81 109V108H80ZM101 108H99V110H100ZM125 109V110H124ZM138 109V108H137ZM150 109V110H151ZM162 109V108H161ZM164 109H166V108H164ZM184 109V108H183ZM2 110H3V108H2ZM5 110H7V109H5ZM21 110V109H20ZM45 110V109H44ZM43 110V111H44ZM46 110H47V108H46ZM49 110V109H48ZM135 110H136V108H135ZM140 110H142V109H140ZM146 110H148V109H146ZM245 110V109H244ZM8 111V110H7ZM37 111L39 112V110L37 109ZM42 111V112H43ZM52 110H49L48 112H51ZM55 111V110H54ZM104 111V110H103ZM128 111V110H127ZM134 111V110H133ZM138 111V110H137ZM145 111V110H144ZM164 111V110H163ZM170 111V110H169ZM191 111V110H190ZM5 112V111H4ZM14 112V111H13ZM23 112H24V110H23ZM30 112H31V109H30ZM102 112V111H101ZM149 112H151V111H149ZM167 112V111H166ZM171 112V111H170ZM227 112V111H226ZM256 112V111H255ZM261 112V111H260ZM20 113V112H19ZM44 113V112H43ZM130 113L131 114H134V115H130ZM139 113V112H138ZM142 113H143V111H142ZM160 113H161V110H160ZM165 113V112H164ZM168 113V112H167ZM3 113L2 112H0V115H2ZM11 114V113H10ZM13 114H15V113H13ZM20 114H22V113H20ZM26 113H24L23 115H25ZM45 114V113H44ZM54 114V113H53ZM83 114V113H82ZM86 114V113H85ZM169 114V113H168ZM251 114V113H250ZM258 114V113H257ZM16 115V114H15ZM18 115V114H17ZM16 115V116H17ZM31 115V114H30ZM36 115V114H35ZM34 115V116H35ZM38 115V114H37ZM47 115V114H46ZM140 115H141V111H140ZM164 115V114H163ZM162 115V116H163ZM245 115V114H244ZM4 116H6V114L4 115ZM13 116V115H12ZM15 116V117H16ZM40 116V115H39ZM50 116L52 117V115H51V113H50ZM85 116V115H84ZM142 116V115H141ZM144 116H145V114H144ZM144 116H143V118H144ZM165 116V115H164ZM163 116V117H164ZM168 116V115H167ZM178 116V115H177ZM198 116V115H197ZM256 116V115H255ZM66 117V116H65ZM237 117V116H236ZM17 118V117H16ZM23 118V117H22ZM37 118H39V117H37ZM48 118V117H47ZM88 118V117H87ZM166 118H168V117H166ZM175 118V117H174ZM210 118V117H209ZM256 118V117H255ZM5 119V118H4ZM9 119V118H8ZM18 119V118H17ZM21 119V118H20ZM24 119V118H23ZM44 119V118H43ZM104 119V118H103ZM141 119V118H140ZM139 119V120H140ZM159 119H162V120H159V121H163L164 119L163 118H159ZM178 119V118H177ZM176 119V120H177ZM180 119V118H179ZM183 119V118H182ZM207 118H205V120H206ZM243 119V118H242ZM14 120V119H13ZM22 120V119H21ZM20 120V121H21ZM25 120V119H24ZM38 120V119H37ZM49 120V119H48ZM66 120V119H65ZM99 120V119H98ZM139 120H138V122H139ZM142 120V119H141ZM140 120V121H141ZM168 120H169V118H168ZM231 120V119H230ZM7 121V120H6ZM17 121V120H16ZM19 121V122H20ZM33 121V120H32ZM86 121H87V119H86ZM100 121V120H99ZM173 121V120H172ZM238 121V120H237ZM10 122V121H9ZM12 122V121H11ZM10 122V123H11ZM18 122V121H17ZM18 122V123H19ZM101 122V121H100ZM103 122V121H102ZM142 122H144V120L142 121ZM141 122V123H142ZM145 122H146V120H145ZM167 122V121H166ZM169 122H170V120H169ZM168 122V123H169ZM175 122V121H174ZM173 122V123H174ZM178 122H179V120H178ZM204 122V121H203ZM8 123V122H7ZM22 123V122H21ZM31 123V122H30ZM38 123V122H37ZM40 123H44L45 124V122L43 121V122H40ZM205 123H207V122H205ZM233 123V122H232ZM242 123H243V120H242ZM256 123V122H255ZM103 124V123H102ZM137 124V123H136ZM144 124V123H143ZM187 124V123H186ZM24 125V124H23ZM107 125V126H106ZM135 125V124H134ZM145 125V124H144ZM143 125V126H144ZM18 126V125H17ZM16 126V127H17ZM37 126V125H36ZM39 126H40V124H39ZM138 126H140V125H138ZM156 126V125H155ZM181 126V125H180ZM237 126V125H236ZM19 127V126H18ZM41 127H43V126H41ZM46 127V126H45ZM133 127V126H132ZM141 127V126H140ZM145 127H148V126H146L145 125ZM174 128L176 127V126H173ZM214 127V126H213ZM6 128H9L8 126L6 127V124H5V121H3L1 118H0V132L1 131H4V130H6ZM25 128H26V126H25ZM28 128H31V127H28ZM156 128V127H155ZM183 128V127H182ZM203 128V127H202ZM18 129H21V128H18ZM44 129V128H43ZM131 129V128H130ZM130 129H129V131H130ZM137 129V128H136ZM136 129H135V131H136ZM141 129V128H140ZM151 129H152V126H151ZM172 129V128H171ZM178 129V128H177ZM261 129V128H260ZM8 130V129H7ZM37 130H38V128H37ZM41 130V129H40ZM143 130V129H142ZM146 130V129H145ZM150 130V129H149ZM154 130V129H153ZM238 130V129H237ZM250 130V129H249ZM256 130V129H255ZM18 131V130H17ZM16 131V132H17ZM20 131V130H19ZM23 131V130H22ZM50 131V130H49ZM104 131V130H103ZM124 131V130H123ZM148 130H146V132H147ZM157 132H160L159 130H156ZM156 131H155V133H156ZM180 131V130H179ZM205 131V130H204ZM10 132V131H9ZM27 132V131H26ZM43 132H45V130L43 131ZM141 132H143V131H141ZM141 132H139V133H141ZM149 132H152V131H148V133H147V135L149 134ZM237 132V131H236ZM17 133H19V132H17ZM24 133V132H23ZM37 133V132H36ZM35 133V134H36ZM40 133V132H39ZM134 133V132H133ZM132 133V134H133ZM153 133V132H152ZM151 133V134H152ZM178 133V132H177ZM221 133V132H220ZM240 133V132H239ZM11 134H12V132H11ZM25 134V133H24ZM23 134V135H24ZM32 134V133H31ZM34 134V133H33ZM49 134V133H48ZM105 134L106 133H104V137H106L105 136ZM124 133H122L121 135H123ZM125 134H126V132H125ZM124 134V135H125ZM129 134V133H128ZM131 134V133H130ZM135 134V133H134ZM133 134V135H134ZM137 134H138V132H137ZM143 134V133H142ZM150 134V135H151ZM222 134H224V133H222ZM237 134V133H236ZM255 134V133H254ZM253 134V135H254ZM7 135V134H6ZM28 135V134H27ZM41 135V134H40ZM51 135H52V133H51ZM59 135V134H58ZM113 135V134H112ZM120 135V134H119ZM123 135V136H124ZM157 135V134H156ZM181 135V134H180ZM0 136H2V135H0ZM29 136H30V134H29ZM32 136V135H31ZM43 136H44V134H43ZM55 136V135H54ZM108 136V135H107ZM110 136V135H109ZM114 136V135H113ZM112 136V137H113ZM130 136V135H129ZM138 136L140 137L141 135H139L138 134ZM239 136V135H238ZM245 136V135H244ZM12 137H15V136H12ZM26 137H28V136H26ZM33 137V136H32ZM52 137H53V135H52ZM120 137V136H119ZM131 137H132V135H131ZM220 137V136H219ZM223 137V136H222ZM254 137V136H253ZM7 138V137H6ZM9 138V137H8ZM7 138V139H8ZM46 138V137H45ZM54 138V137H53ZM128 138V137H127ZM142 138V137H141ZM155 138V137H154ZM167 138H168V136H167ZM169 138H170V136H169ZM177 138V137H176ZM24 139V138H23ZM30 139V138H29ZM33 139V138H32ZM112 139V138H111ZM117 139V138H116ZM153 139V138H152ZM197 139V138H196ZM258 139H259V137H258ZM17 141V139H13V141ZM66 140V139H65ZM105 140H106V138H105ZM130 140H131V138H130ZM199 140V139H198ZM4 141V140H3ZM6 141V140H5ZM15 141V142H16ZM35 141V140H34ZM40 141V140H39ZM99 141V140H98ZM115 141V140H114ZM129 141V140H128ZM44 142H46V141H44ZM47 142H49V141H47ZM110 142V141H109ZM243 142V141H242ZM259 142V141H258ZM20 143V142H19ZM25 143V142H24ZM29 143H30V141H29ZM41 143H42V139H41ZM68 143V142H67ZM112 143V142H111ZM178 143V142H177ZM0 144H2V142H0ZM9 144V143H8ZM18 144V143H17ZM35 144V143H34ZM44 144V143H43ZM65 144V143H64ZM69 144V143H68ZM116 145H117V143H115ZM119 144V143H118ZM158 144V143H157ZM262 144V143H261ZM5 146H6V144H4ZM15 145V144H14ZM38 145V144H37ZM47 145V144H46ZM70 145V144H69ZM100 145V144H99ZM161 145V144H160ZM163 145V144H162ZM197 145H198V143H197ZM246 145V144H245ZM254 145V144H253ZM49 146V145H48ZM97 146V145H96ZM107 146V145H106ZM119 146V145H118ZM238 146V145H237ZM16 147H18V146H16ZM20 147V146H19ZM99 147V146H98ZM110 147H111V145H110ZM158 147V146H157ZM177 147V146H176ZM186 147V146H185ZM7 148H8V146H7ZM11 148H13V146L11 147ZM15 148V147H14ZM65 148V147H64ZM103 148V147H102ZM102 148H99V149H102ZM160 148V147H159ZM243 148V147H242ZM251 148V147H250ZM256 148V147H255ZM117 149V148H116ZM116 149H115V146L114 147H111L110 149H107V151L103 154L102 153V156H100V158L98 159V160H96V163L98 164L99 163V165L101 164V165H105V169H106V167L107 166H109L111 163H113L114 164V157H116L115 156V154H116ZM149 149H150V147H149ZM155 149V148H154ZM161 149V148H160ZM179 149V148H178ZM245 149V148H244ZM151 150V149H150ZM250 150V149H249ZM8 151V150H7ZM6 151V152H7ZM12 151V150H11ZM48 152V150H46V147L44 146V145H39V146H36V145H25L23 148L21 147V149H19V148H15L14 150H13V152H12V154H10V155H6L5 157H3L1 160H0V173H2V177L0 176V183L1 182H5L6 181V183H11V184H13L15 187H14V189H11V190H9V191H7V192H9V193H7V198L5 197V199H1L2 201H0V209H2V208H4V207H6V206H10L13 202L15 203V201L17 202V201H21V200H23L24 198H26L27 199V197H28V195H29V193L31 194V191L33 190H37V189H39L38 188V186H39V183H38V175H39V169L38 168H31V170L30 171H28L27 170V168H26V163H25V160H27V157L29 156L30 157V154L31 153H37V154H40V155H42L41 157H43L44 156V158H45V152ZM104 151H105V148H104ZM104 151H102V152H104ZM156 151V150H155ZM159 151V150H158ZM226 151V150H225ZM256 151V150H255ZM5 152V153H6ZM61 151H59V153H60ZM92 152V151H91ZM97 152V151H96ZM119 152H121L120 151V149H119ZM151 152V151H150ZM172 152H173V150H172ZM176 152V151H175ZM177 152H179V151H177ZM229 152V151H228ZM238 152V151H237ZM262 152V151H261ZM261 152H260V154H261ZM8 153V152H7ZM122 153V152H121ZM121 153H119V154H121ZM154 154H155V152H153ZM158 153V152H157ZM212 153H214V152H212ZM212 153H211V155H212ZM230 153V152H229ZM49 154V153H48ZM92 154H93V152H92ZM98 154H99V152H98ZM254 154H255V152H254ZM32 155V154H31ZM36 155V154H35ZM96 155V154H95ZM156 155V154H155ZM158 155H159V153H158ZM167 155V154H166ZM206 155H208V154H206ZM226 155V154H225ZM248 155V154H247ZM49 156V155H48ZM50 156H52V155H50ZM99 155H97V157H98ZM172 156V155H171ZM174 156V155H173ZM172 156V157H173ZM259 156V155H258ZM36 157H38V156H36ZM155 157V156H154ZM158 157V156H157ZM160 157V156H159ZM168 157V156H167ZM205 157V156H204ZM250 157V156H249ZM1 158V157H0ZM31 158V157H30ZM56 158V157H55ZM58 158H60V157H58ZM64 158V157H63ZM92 158V157H91ZM90 158V159H91ZM223 158V157H222ZM255 158V157H254ZM253 158V159H254ZM259 158V157H258ZM257 158V159H258ZM60 159H62V157L60 158ZM93 159V158H92ZM117 160H118V158H116ZM158 159V158H157ZM165 159V158H164ZM250 159V158H249ZM252 159V160H253ZM262 159V158H261ZM39 160V159H38ZM45 160V159H44ZM43 160V161H44ZM65 160V159H64ZM67 160V159H66ZM116 160V161H117ZM223 160V159H222ZM32 161V160H31ZM34 161V160H33ZM49 161H51V160H49ZM48 161V163H50ZM54 161H57V160H54ZM89 161V160H88ZM115 161V162H116ZM164 161V160H163ZM168 161V160H167ZM205 161V160H204ZM251 161V160H250ZM27 162V161H26ZM37 161H35V163H36ZM41 162V161H40ZM39 162V163H40ZM53 162V161H52ZM94 162V161H93ZM216 162V161H215ZM28 163V162H27ZM32 163H34V162H32ZM43 163V162H42ZM47 163V164H48ZM85 163V162H84ZM160 163V162H159ZM167 163V162H166ZM165 163V164H166ZM219 163V162H218ZM261 163V162H260ZM60 164H62V161L60 162ZM138 164V163H137ZM136 164V165H137ZM208 164V163H207ZM225 164V163H224ZM223 164V165H224ZM262 164V163H261ZM30 165H31V163H30ZM49 165V164H48ZM51 165V164H50ZM55 165V164H54ZM57 165V164H56ZM85 165V164H84ZM92 165H94V164H92ZM91 165V166H92ZM115 165H117V162H116V164H114V166ZM167 165V164H166ZM191 165V164H190ZM194 165V164H193ZM192 165V166H193ZM231 165V164H230ZM32 166V165H31ZM52 166V165H51ZM113 165H111V167H112ZM134 166V165H133ZM140 166V165H139ZM220 166V165H219ZM95 167H96V165H95ZM99 167V166H98ZM142 167H145L146 168V166H142ZM141 167V168H142ZM160 167H162L161 165H160ZM197 167V166H196ZM210 167V166H209ZM231 167V166H230ZM49 168V167H48ZM51 168V167H50ZM84 168V167H83ZM94 168V167H93ZM115 168V167H114ZM137 168V167H136ZM215 168V167H214ZM30 169V168H29ZM112 169V168H111ZM118 169V168H117ZM139 169V168H138ZM147 169V168H146ZM145 169V170H146ZM149 169V168H148ZM229 169V168H228ZM233 169H235V168H233ZM262 169V168H261ZM46 169L44 168V171H45ZM84 170V169H83ZM94 170H95V168H94ZM108 170V169H107ZM106 170V171H107ZM137 170V169H136ZM164 170V169H163ZM199 170V169H198ZM260 170V169H259ZM48 171H50V170H48ZM52 171H53V168H52ZM103 171H105V170H103ZM105 171V172H106ZM115 171V173H116V170H114ZM141 171H142V169H141ZM235 171V170H234ZM246 171V170H245ZM263 171V170H262ZM43 172V171H42ZM80 171H78V173H79ZM102 172V171H101ZM119 172V171H118ZM133 171L131 170V174H133L134 175V172H136L135 170H134V172L132 173ZM54 173V172H53ZM85 173H88V171H84V172H80L79 173V175H78V177H77V181L78 182H85ZM111 173H113L112 171H111ZM120 173V172H119ZM119 173H117V175H119ZM141 173V172H140ZM143 173V172H142ZM141 173V174H142ZM227 173V172H226ZM42 174V173H41ZM50 174V173H49ZM89 174V173H88ZM105 174V173H104ZM123 174V173H122ZM44 175H46V174H44ZM50 175H52V173L50 174ZM69 175V174H68ZM76 175V176H77ZM89 175H91V174H89ZM133 175H132V177L131 178H133ZM11 176H14V178L16 179V183H14V182H12L11 181V179H10V177ZM40 176V175H39ZM52 176H54V175H52ZM58 176V175H57ZM120 176V175H119ZM126 176V175H125ZM140 176V175H139ZM229 176V175H228ZM251 176V175H250ZM50 177V176H49ZM56 177V176H55ZM117 177V176H116ZM126 177H128V176H126ZM134 177H136V176H134ZM142 177V176H141ZM256 177V176H255ZM40 178V177H39ZM43 178V177H42ZM52 178V177H51ZM50 178V179H51ZM57 178V177H56ZM98 178V177H97ZM257 178V177H256ZM44 179V178H43ZM53 179V178H52ZM61 179H63V178H61ZM68 179V178H67ZM119 179H120V177H119ZM122 179H124V177L122 178ZM125 179H127V178H125ZM129 179H130V176H129ZM128 179V180H129ZM141 179V178H140ZM55 180V179H54ZM66 180V179H65ZM65 180H63L64 182H65ZM97 180V179H96ZM104 180V179H103ZM118 179H116L115 177H114V175L112 174V175H108V181H109V187H108V189H107V191H105V195L106 196H109V198H112L113 197V195H114V191H115V188H116V186H117V184H118V181H117ZM134 180V179H133ZM133 180H131V182L133 181ZM136 180H138V179H136ZM135 180V181H136ZM142 180V179H141ZM40 181H42V180H40ZM49 181V180H48ZM104 181H106V180H104ZM121 181V180H120ZM125 181V180H124ZM139 181V180H138ZM264 181V180H263ZM47 182V181H46ZM51 182V181H50ZM61 182V181H60ZM91 180H89L88 181V183L89 184H91ZM123 182V181H122ZM128 182V181H127ZM251 182V181H250ZM259 182V181H258ZM30 184L29 186V189L28 190H25V188H23L25 185L24 184ZM43 183H45V182H43ZM52 183H53V180H52ZM55 183V182H54ZM56 183H58L59 184V181L57 180V182ZM67 183V182H66ZM99 183V182H98ZM104 183V182H103ZM108 183V182H107ZM106 183V184H107ZM121 183V182H120ZM130 183V182H129ZM135 183V182H134ZM253 183V182H252ZM51 184V183H50ZM125 184V183H124ZM126 184H128V183H126ZM132 184H133V182H132ZM13 185H11V187L13 186ZM24 185V186H23ZM48 185V184H47ZM63 185H65V183L63 184ZM77 185V184H76ZM83 185H85V184H83ZM120 185H122V183L120 184ZM131 185V184H130ZM135 185V184H134ZM260 185V184H259ZM1 186V185H0ZM45 186V185H44ZM55 186V185H54ZM59 186H60V184H59ZM72 186V182L70 183V181L65 185V190L66 189H69V187H71ZM100 186V185H99ZM125 186V185H124ZM249 186V185H248ZM257 186V185H256ZM10 187V188H11ZM76 187H78V186H76ZM130 187H132V186H130ZM254 187V186H253ZM264 187V186H263ZM1 188V187H0ZM3 188V187H2ZM32 188V189H31ZM53 188V187H52ZM51 188V189H52ZM57 188V187H56ZM133 188H134V186H133ZM260 188V187H259ZM4 189V188H3ZM45 189H47V187L45 188ZM44 189V190H45ZM49 189H50V187H49ZM58 189V188H57ZM56 189V190H57ZM61 189H63V188H61ZM61 189H60V191H61ZM262 189V188H261ZM260 189V190H261ZM2 190V189H1ZM64 190V189H63ZM79 190V189H78ZM77 190V191H78ZM103 190V189H102ZM3 191V190H2ZM52 192L53 191H55V189L54 190H51ZM50 191V192H51ZM69 191H70V189H69ZM76 191V190H75ZM74 191V192H75ZM43 192V191H42ZM48 192H49V190H48ZM62 192V191H61ZM61 192H58L59 194H61ZM68 192V191H67ZM116 192V191H115ZM253 192V191H252ZM258 192V191H257ZM2 193V192H1ZM39 193H40V191H39ZM55 192H53V194H54ZM94 193V192H93ZM4 194V193H3ZM43 194V193H42ZM52 194V195H53ZM70 194V193H69ZM69 194H65V196H64V198H63V201H62V203H61V205L57 208L56 206V209L58 210L57 212H58V216H57V218H59V216L63 219V221L66 223V225L67 224H70L71 222H73V220H74V212H73V208H74V204H75V202H74V195L72 194V197H70L69 196ZM102 194V193H101ZM77 195V194H76ZM252 195V194H251ZM30 196H32V195H30ZM55 196V195H54ZM53 196V197H54ZM56 196H57V192H56ZM58 196H60V195H58ZM89 196V195H88ZM96 196H98V195H96ZM105 196V197H106ZM257 196V195H256ZM259 196H261V195H259ZM99 197V196H98ZM31 198V197H30ZM76 198V197H75ZM26 199H24V200H26ZM77 199H79V197L77 198ZM56 200H58V199H56ZM30 201H32L31 199H30ZM55 201V200H54ZM60 201H61V199H60ZM59 201V202H60ZM26 202V201H25ZM57 202V201H56ZM85 202V201H84ZM29 203H31V202H29ZM237 203V202H236ZM255 203H257V202H255ZM261 203V202H260ZM16 204L17 203H15V206H14V212H17V211H15V207H17L16 206ZM20 204H21V202H20ZM238 204V203H237ZM237 204H235L234 206H236ZM13 205V204H12ZM23 205V204H22ZM26 205V204H25ZM24 205V206H25ZM27 205H28V203H27ZM77 205V204H76ZM258 205V204H257ZM263 205V204H262ZM54 207V206H53ZM52 207V208H53ZM76 207V206H75ZM17 208H20V205H19V207H17ZM239 208V207H238ZM240 208H241V206H240ZM6 209V208H5ZM4 209V210H5ZM8 210V209H7ZM11 210H13V209H11ZM53 210V209H52ZM77 210V209H76ZM236 210V209H235ZM240 210V209H239ZM242 210V209H241ZM18 211H20V209L18 210ZM54 211V210H53ZM75 211V210H74ZM0 212H1V210H0ZM4 212V211H3ZM2 212V213H3ZM7 212H9V211H7ZM55 212V211H54ZM79 212V211H78ZM87 212V211H86ZM85 212V213H86ZM10 213V212H9ZM18 213V212H17ZM88 213H89V211H88ZM88 213H87V215H88ZM92 213V212H91ZM262 213V212H261ZM19 214V213H18ZM55 214H56V212H55ZM76 214V213H75ZM79 214H80V212H79ZM82 214V213H81ZM254 214V213H253ZM258 214V213H257ZM52 215H54V214H52ZM86 215V216H87ZM91 215V214H90ZM95 215H97L96 213H95ZM103 215V214H102ZM101 215V216H102ZM24 216V215H23ZM82 216H84V215H82ZM82 216H81V218H82ZM99 216V215H98ZM105 216V215H104ZM11 217V216H10ZM10 217L8 218V219H10ZM19 217V216H18ZM88 217V216H87ZM86 217V218H87ZM90 217H92V216H90ZM2 218V217H1ZM12 218V217H11ZM22 218V217H21ZM56 218V219H57ZM96 218V217H95ZM94 218V219H95ZM103 218V217H102ZM18 219H20V218H18ZM24 219V218H23ZM27 219V218H26ZM52 219H53V216H52ZM54 219H55V217H54ZM101 219V218H100ZM0 220H2V219H0ZM5 220H7V219H5ZM4 220V221H5ZM12 220H14L13 218H12ZM76 220V219H75ZM8 221V220H7ZM11 221V220H10ZM15 221H17V219L15 220ZM20 221V220H19ZM57 221V220H56ZM77 221V220H76ZM79 221V220H78ZM100 221V220H99ZM13 222V221H12ZM88 222V221H87ZM91 222H93V221H91ZM101 222V221H100ZM99 222V223H100ZM106 222H108L107 220H106ZM141 222V221H140ZM18 223V222H17ZM23 223V222H22ZM76 223V222H75ZM84 221H83V224L81 223V225L84 227ZM103 223H105V222H103ZM3 224V223H2ZM5 224V223H4ZM94 224V223H93ZM96 224V223H95ZM1 225V224H0ZM9 225H10V223H9ZM8 225V226H9ZM22 225V224H21ZM71 225H72V223H71ZM70 225V227H72ZM78 225V224H77ZM80 225V224H79ZM78 225V226H79ZM86 225H88V224H86ZM85 225V226H86ZM91 226H93L92 224H90ZM89 225V226H90ZM98 225V224H97ZM96 225V226H97ZM106 225V224H105ZM3 226V225H2ZM6 226H7V224H6ZM6 226H5V228H6ZM12 226V225H11ZM15 226H17L16 224H15ZM25 226V225H24ZM76 226V225H75ZM95 226V225H94ZM1 227V226H0ZM4 227V226H3ZM68 227V226H67ZM82 227V228H83ZM102 227V226H101ZM106 227V226H105ZM142 227V226H141ZM2 228V227H1ZM4 228V229H5ZM11 228V227H10ZM18 228H21V227H18ZM25 228V227H24ZM85 228V227H84ZM87 228V227H86ZM85 228V229H86ZM89 228V227H88ZM93 228V227H92ZM91 228V229H92ZM3 229V228H2ZM20 230V229H19ZM18 230V231H19ZM25 230V229H24ZM28 230L30 231V229L28 228ZM77 230V229H76ZM80 230V229H79ZM82 230H84V229H82ZM96 230V229H95ZM98 230V229H97ZM101 230L103 231V229L101 228ZM2 231V230H1ZM8 231H10V229L8 230ZM60 231V230H59ZM78 231V230H77ZM76 231V232H77ZM86 231V230H85ZM10 232H12V231H10ZM65 232V231H64ZM75 232V233H76ZM98 232V231H97ZM1 233V232H0ZM4 233H8L7 231H5ZM21 233V232H20ZM24 233V232H23ZM28 233V232H27ZM31 233V232H30ZM78 233H80V232H78ZM77 233V234H78ZM83 233V232H82ZM89 234H90V229H89V232H88ZM93 233V232H92ZM95 233V232H94ZM102 233V232H101ZM120 233V232H119ZM121 233H122V231H121ZM8 234H10V233H8ZM7 234V235H8ZM32 234H34V233H32ZM61 234V233H60ZM84 234V233H83ZM87 234V233H86ZM128 234H130V233H128ZM127 234V235H128ZM131 234H133L132 232H131ZM6 235V236H7ZM71 235V234H70ZM126 235V234H125ZM9 236V235H8ZM14 235H12V237H13ZM16 236V235H15ZM24 236V235H23ZM35 236H37V235H35ZM67 236V235H66ZM74 236H76V235H74ZM91 236V235H90ZM89 236V237H90ZM101 236V235H100ZM113 236H114V234H113ZM112 235H111V237H113ZM116 236V235H115ZM1 237V236H0ZM20 237H22V236H20ZM29 237V236H28ZM27 237V238H28ZM62 237V236H61ZM65 237V236H64ZM63 237V238H64ZM82 237V236H81ZM85 237V236H84ZM84 237H83V239H84ZM93 237H94V235H93ZM96 237V236H95ZM102 237V236H101ZM121 237V236H120ZM119 237V238H120ZM5 238V237H4ZM9 238H11V236L9 237ZM15 238V237H14ZM26 238V239H27ZM30 238H31V236H30ZM88 238V237H87ZM98 238V237H97ZM100 238V237H99ZM103 238V237H102ZM105 238V237H104ZM123 238H124V236H123ZM1 239V238H0ZM22 239V238H21ZM68 238H66V239H64L65 241L67 240ZM72 239H74V238H72ZM81 239V238H80ZM89 239V238H88ZM5 240H8V239H6L5 238ZM12 240H14V239H11V241ZM23 240H24V238H23ZM22 240V241H23ZM78 240V239H77ZM86 240V239H85ZM91 240V239H90ZM89 240V241H90ZM103 240V239H102ZM115 240H117V239H115ZM114 240V241H115ZM120 240H122V237L120 238ZM2 241V240H1ZM0 241V242H1ZM10 241V240H9ZM9 241H5V243L6 242H8L9 243ZM21 241V240H20ZM28 241V240H27ZM70 241H71V239H70ZM70 241H68V242H70ZM40 242H41V240H40ZM67 242V243H68ZM76 242V241H75ZM97 242V241H96ZM100 242V241H99ZM11 243H13V242H11ZM11 243H9L10 245H11ZM72 243H74V242H72ZM86 243V242H85ZM94 243V242H93ZM103 243H104V240H103ZM105 243H106V241H105ZM104 243V244H105ZM15 244V243H14ZM19 244H21V242L19 243ZM34 244V243H33ZM32 244V245H33ZM89 244H92V242H90ZM99 244H101V243H99ZM114 244V243H113ZM116 244H118L119 245V243H117L116 242ZM22 245V244H21ZM39 245H40V243H39ZM67 244H65V246H66ZM70 245V244H69ZM72 245V244H71ZM117 245V246H118ZM132 245V244H131ZM1 246V245H0ZM5 246H6V244H5ZM26 246V245H25ZM24 246V247H25ZM82 246H84L83 245V243H82ZM81 246V247H82ZM88 246V245H87ZM90 246V245H89ZM103 246V245H102ZM22 247H23V245H22ZM28 247V246H27ZM26 247V248H27ZM36 247V246H35ZM37 247H39V246H37ZM44 247V246H43ZM67 247V246H66ZM77 247H79V246H77ZM91 247V246H90ZM89 247V248H90ZM92 247H93V244H92ZM96 247V246H95ZM94 247V248H95ZM101 247V246H100ZM19 248H21V247H19ZM18 248V249H19ZM34 247H32V249H33ZM53 248V247H52ZM80 248V247H79ZM83 248V247H82ZM88 248V247H87ZM93 248V249H94ZM3 249V248H2ZM8 249V248H7ZM13 249V248H12ZM23 249V248H22ZM22 249H21V251H22ZM29 249V248H28ZM35 249V248H34ZM43 249V248H42ZM44 249H46V248H44ZM58 249V248H57ZM56 249V250H57ZM11 250V249H10ZM15 250V249H14ZM40 250V249H39ZM59 250V249H58ZM68 250H70V249H68ZM80 250H81V248H80ZM84 250V249H83ZM83 250H81L82 252H83ZM91 250V249H90ZM95 250H97V248L95 249ZM2 251V250H1ZM9 251V250H8ZM16 251H17V248H16ZM29 251V250H28ZM27 251V252H28ZM42 250H40V252H41ZM45 251V250H44ZM73 251V250H72ZM71 250H70V252H72ZM76 251H77V248H76ZM78 251H79V249H78ZM99 251H100V248H99ZM132 251V250H131ZM11 252H13V251H11ZM23 252H24V250H23ZM26 252V253H27ZM56 252V251H55ZM84 252H85V250H84ZM83 252V253H84ZM94 252V251H93ZM92 252V253H93ZM103 252V251H102ZM102 252H100V253H102ZM21 253V252H20ZM25 253V252H24ZM34 253H37V251L36 252H34ZM44 253V252H43ZM46 253V252H45ZM53 253V252H52ZM74 253V252H73ZM76 253V252H75ZM78 253V252H77ZM28 254V253H27ZM82 254V253H81ZM86 254V253H85ZM97 254V253H96ZM9 255H11V254H9ZM102 255H104V254H102ZM101 255V256H102ZM31 257H32V254L30 255ZM40 256H43V255H40ZM45 256V255H44ZM92 256V255H91ZM100 256V255H99ZM10 257V256H9ZM23 257H26V255L25 256H23ZM53 257V256H52ZM51 257V258H52ZM20 258H22V256L20 257ZM37 258V257H36ZM30 259H32V258H30ZM29 259V260H30ZM34 259V258H33ZM40 259H42V258H40ZM103 259V258H102ZM257 259V258H256ZM14 260V259H13ZM45 260V259H44ZM55 260V259H54ZM40 261V260H39ZM38 261V262H39ZM43 261V260H42ZM41 261V262H42ZM30 262V261H29ZM40 262V263H41ZM45 262V261H44ZM43 262V263H44ZM32 263V262H31ZM29 264V263H28ZM36 264V263H35Z\"/></svg>","mask_w":264,"mask_h":264},{"label":"snow or ice","instance_id":"snow-or-ice-1","mask_svg":"<svg viewBox=\"0 0 264 264\" xmlns=\"http://www.w3.org/2000/svg\"><path fill=\"white\" fill-rule=\"evenodd\" d=\"M0 4H3V0H0ZM12 6H13L12 3H9V4L7 5V7H12ZM18 6L23 7L24 5H18ZM28 6L31 7V5H28ZM72 6H73V7H76L75 4H73ZM37 7H42V5H37ZM100 7H101V9H102L105 13H107V9H108L107 0H104V3H102ZM82 10H85V11H88V12H91V11H92V8H91V7L89 6V4L87 3V0H85L84 4L82 5ZM87 31H88V28H87V26H85V27H84V32L87 33ZM58 52H59V48H58V47H53V48L51 49V54H52L53 56H56ZM85 75H86V74H85ZM121 77H123V73H121ZM86 87H87V83H86ZM69 91H71V89H69ZM126 94H127V93H126ZM56 99H57V100L59 99L58 96L56 97ZM92 108L94 109V108H95V105H92ZM87 116L89 117V120H88V126L91 128V127L94 126V125H93V121H92V119H91L92 116H93V112H92V111H88V112H87ZM81 123H83V121H82ZM129 124H131V120H129ZM68 143H69V144H72V141H68ZM97 143H99V141H97ZM61 148L63 149V151L60 152V156H63L65 152L69 151L67 148H64L63 145H61ZM96 151L99 152V151H100L99 148H97ZM71 153H72V154L75 153V147H72V148H71ZM70 159H71V156H70ZM97 159H99V157H97ZM56 162H57V163H60L59 158H57V161H56ZM72 164H73V172H74V171H75L76 160L73 159V160H72ZM87 164H88V162H85V168H87ZM95 171H96L97 173H99V172H100V169H99V168H96ZM61 172H63V168H61ZM71 179H72L73 184H75V183H76V179H77L76 175L73 174V175L71 176ZM96 179H97V177H95V176H90L88 173H85V188H86V190L89 188V183H88V181L91 180V181H92V183H91V189H92L93 192H95V180H96ZM105 191H107V185H105ZM85 209H86V210L90 209V210L93 211V212L95 211V209H94V207L91 205V203L88 204V205H85ZM53 251H55V249H53ZM53 264H55V262H53Z\"/></svg>","mask_w":264,"mask_h":264}]
</instances>
